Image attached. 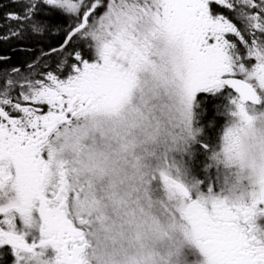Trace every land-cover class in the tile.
I'll list each match as a JSON object with an SVG mask.
<instances>
[{
  "label": "snow or ice",
  "instance_id": "1",
  "mask_svg": "<svg viewBox=\"0 0 264 264\" xmlns=\"http://www.w3.org/2000/svg\"><path fill=\"white\" fill-rule=\"evenodd\" d=\"M0 264H264V0H0Z\"/></svg>",
  "mask_w": 264,
  "mask_h": 264
}]
</instances>
